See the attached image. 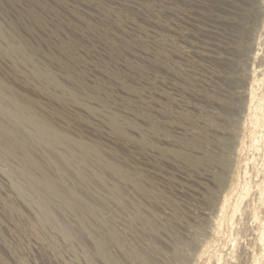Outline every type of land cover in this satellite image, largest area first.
<instances>
[{
    "label": "rangeland",
    "instance_id": "obj_1",
    "mask_svg": "<svg viewBox=\"0 0 264 264\" xmlns=\"http://www.w3.org/2000/svg\"><path fill=\"white\" fill-rule=\"evenodd\" d=\"M263 5L0 0V101L9 109L0 107L14 112L10 96L23 100L24 115L63 141H26L33 124L14 129L0 114V264H184L213 191L230 179L225 214L196 261L221 264L247 203L264 217V141L254 147L264 124ZM249 70L263 74L239 126Z\"/></svg>",
    "mask_w": 264,
    "mask_h": 264
},
{
    "label": "bare ground",
    "instance_id": "obj_2",
    "mask_svg": "<svg viewBox=\"0 0 264 264\" xmlns=\"http://www.w3.org/2000/svg\"><path fill=\"white\" fill-rule=\"evenodd\" d=\"M264 6V5H263ZM263 10H264V8H263ZM262 10V11H263ZM264 13V12H263ZM262 13V14H263ZM164 39V38H163ZM163 42H165V41H168L167 39H164V40H162ZM13 45V44H12ZM255 45H257V44H255ZM10 47V46H9ZM14 47H15V45H14ZM18 47V46H17ZM50 48H52V47H50ZM19 49V48H18ZM54 49V48H53ZM50 50V49H49ZM48 50V51H49ZM165 49H163V50H159V55L162 57V58H164L165 56H166V50L164 51ZM16 51V50H15ZM254 51H255V48H254ZM17 52V51H16ZM51 52V51H50ZM52 54V53H51ZM20 55V54H19ZM253 55L255 56V55H257V53L256 52H253ZM51 56H53V55H51ZM54 57V56H53ZM56 57V56H55ZM167 57H168V55H167ZM26 59V58H25ZM28 60H29V58H27ZM27 60V61H28ZM31 60V59H30ZM156 61H157V59H156ZM162 61V60H161ZM163 61H165V60H163ZM25 62V61H24ZM31 62H32V60H31ZM62 63V62H61ZM165 63V62H164ZM28 64V63H27ZM165 66H167V64L165 65ZM175 66H178V65H175ZM63 67V66H62ZM172 67V66H171ZM170 67V68H171ZM179 68V70H181V66H179L178 67ZM175 69V68H174ZM234 70V69H233ZM175 71H176V69H175ZM209 71H212V69L211 70H209ZM220 71V70H219ZM222 71V70H221ZM231 71V70H230ZM214 72H218V71H215L214 70ZM225 72V71H224ZM223 72V73H224ZM229 72V71H228ZM231 72H233V71H231ZM249 72V74H248V78H247V82H246V78L244 79L243 77H242V75L240 76L241 78L239 79V80H241L242 78L245 80V85H244V87L242 88V92L240 93V97H242V103L240 102V105L238 104V102H237V105H239V106H237V107H239L238 108V110H237V114H235V115H237V117H238V119L236 120V123L239 125V126H242L244 123H245V118H244V116H245V113H246V111L248 110V109H250V107H251V103L257 98V94H256V87L257 86H259V84H260V81H261V78H260V75H262L263 74V72L262 71H260V73H262V74H260L259 75V77H258V73H257V75H255V72H254V74L252 75V71L251 70H249L248 71ZM204 73V72H203ZM211 73V72H210ZM227 73V72H226ZM230 73V72H229ZM239 73V72H238ZM237 73V74H238ZM242 73H244V72H242ZM202 74V73H201ZM208 74V73H207ZM219 76L221 75L220 73L218 74ZM217 75V76H218ZM225 75V74H224ZM231 75V74H230ZM229 75V76H230ZM233 76H234V74H232ZM244 75V74H243ZM223 76V75H222ZM226 76H228V73H227V75ZM236 76H238V75H236ZM205 77V76H204ZM210 77V76H209ZM215 77V76H214ZM213 77V78H214ZM224 77V76H223ZM235 77V76H234ZM239 77V76H238ZM225 78V77H224ZM235 78H237V77H235ZM210 79V78H209ZM228 79V78H227ZM233 79V78H232ZM231 79V80H232ZM205 80V79H204ZM230 80V81H231ZM238 80V79H237ZM237 80H235V82L237 81ZM54 81V80H53ZM220 81V80H219ZM226 81V80H225ZM4 82V81H3ZM200 82L201 83H203V79L201 78L200 79ZM212 82V81H211ZM237 82H239V81H237ZM2 83V82H1ZM205 83H207V82H205ZM213 83V82H212ZM212 83H210V85L212 84ZM215 83V82H214ZM220 83H221V81H220ZM243 83V82H242ZM208 84V83H207ZM3 85V84H2ZM203 85V84H202ZM209 85V84H208ZM209 85V86H210ZM213 85V84H212ZM215 85V84H214ZM221 85H222V83H221ZM231 85V84H230ZM235 85V87H236V85L237 84H234ZM241 87V86H240ZM204 88V87H203ZM206 88V87H205ZM221 88H223L222 86H221ZM231 88V87H230ZM239 88V87H238ZM6 89V88H5ZM207 89V88H206ZM218 89V88H217ZM260 89V88H259ZM1 90H3V88H2V86H0V91ZM10 90V89H9ZM224 90V89H223ZM226 90V89H225ZM240 90V89H239ZM207 91H209V90H207ZM212 91V90H211ZM218 91V90H217ZM220 92H221V89L219 90ZM5 92V91H4ZM4 92H3V94H4ZM210 92V91H209ZM225 92V91H224ZM228 92V91H227ZM236 92V91H235ZM217 93V92H216ZM222 93V92H221ZM6 94V93H5ZM4 94V95H5ZM8 94V93H7ZM10 94V93H9ZM8 94V96H10ZM13 94V93H12ZM209 94V93H208ZM213 94H215V93H213ZM212 94V95H213ZM225 94V93H224ZM226 95V94H225ZM224 95V96H225ZM229 95V94H228ZM234 95H236V94H234ZM8 96H5V97H8ZM237 96H239V95H237ZM236 96V97H237ZM1 97V96H0ZM11 98H10V103H12V105L14 106V112H11V110H4L3 108H1V107H3V106H1L0 107V114L2 115V116H4L5 118H8L9 120H10V122H11V125L13 126V128L15 129V128H17L18 127V125L20 126V127H22V125L20 124V123H30V124H33V131L32 132H25V133H22L23 132V129H21L22 130V132H20V133H22L23 134V137H25L24 138V140L26 139V138H31V137H37V138H39V139H42L43 141H42V143H47V145H50V146H54V145H57V144H60V143H62L63 141H62V139H61V136H58V133L56 134V133H54L53 131H51V130H49L48 128H46L45 127V125L43 124V123H36L35 122V120H33L34 118H31V116L30 117H28V116H26L28 113H26L25 115H24V113L22 112L23 110L25 111L26 109H24L25 107H23L21 104H22V101L20 100V102H21V104H20V102H19V100L16 98V97H13V96H10ZM235 97V96H234ZM3 98V97H2ZM1 98V99H2ZM9 98V97H8ZM239 98V97H238ZM217 99H220L219 98V96H218V98ZM231 99V98H230ZM221 100V99H220ZM234 100V99H233ZM233 100H231V101H233ZM241 100V99H240ZM239 100V101H240ZM1 101H4V99L3 100H1ZM1 101H0V103H1ZM227 101V100H226ZM218 102V101H217ZM223 102H225V101H223ZM223 102H222V105H223ZM9 103V104H10ZM226 103V102H225ZM228 103V102H227ZM227 103H226V106H227ZM25 104V103H24ZM23 104V105H24ZM220 104V103H219ZM234 104H235V102H234ZM1 105H6V106H8V104H2L1 103ZM26 105V104H25ZM28 105V104H27ZM225 105V104H224ZM29 106V105H28ZM27 106V107H28ZM225 106V107H226ZM234 106V105H233ZM5 107V106H4ZM30 107V106H29ZM215 107V106H214ZM218 107V106H217ZM10 108H11V106H10ZM8 109H9V106H8ZM230 109V108H229ZM28 110V109H27ZM30 110V109H29ZM214 110V109H213ZM219 110V109H218ZM221 110V109H220ZM219 110V111H220ZM223 110V109H222ZM10 111V112H9ZM210 111V110H209ZM218 111V112H219ZM25 112H27V111H25ZM30 113H33V111L32 112H30ZM29 113V114H30ZM213 113H214V111H213ZM234 113V112H233ZM219 114V113H218ZM217 114V115H218ZM211 115V114H210ZM222 115V114H221ZM1 116V117H2ZM33 116V115H32ZM114 116V115H113ZM209 116V115H208ZM219 116H220V114H219ZM228 116V115H227ZM229 116H231V115H229ZM263 116H264V114H263ZM0 117V118H1ZM37 117V116H36ZM111 118H112V116H110ZM114 117H116V116H114ZM211 117V116H210ZM220 117H222V116H220ZM39 118V117H38ZM37 118V119H38ZM208 117L206 116V119H207ZM216 118H218V116L216 117ZM224 118V117H223ZM222 118V119H223ZM229 118V117H228ZM4 119V118H3ZM206 119L204 120V121H206ZM215 119V118H214ZM213 119V120H214ZM226 119V118H225ZM5 120V119H4ZM8 120V121H9ZM113 120L115 121V119L113 118ZM117 120V119H116ZM208 120V119H207ZM210 120H211V118H210ZM230 120V119H229ZM217 121V120H216ZM216 121H214V123H213V125L215 124V122ZM234 121V120H233ZM233 121H231V122H233ZM2 122V121H1ZM43 122H44V120H43ZM235 122V121H234ZM233 122V123H234ZM46 123V122H45ZM209 123H210V121H209ZM232 123V124H233ZM3 124H5V123H3ZM48 124V123H47ZM235 124V123H234ZM233 124V125H234ZM207 125V124H206ZM218 126L220 125V124H217ZM222 125V124H221ZM221 125L219 126V127H221ZM224 125V124H223ZM222 125V126H223ZM236 125V124H235ZM234 125V126H235ZM7 126H9V125H7ZM11 126V127H12ZM198 127L199 126H201V125H197ZM5 127V126H4ZM20 127H18V128H20ZM25 127H26V124H25ZM51 126L49 125V128H50ZM206 127H208V125L206 126ZM216 127V126H215ZM224 128H225V126H223ZM231 127H233V126H231ZM230 127V128H231ZM236 127H238L237 125H236ZM9 128V127H8ZM1 129V132L6 136V138H9V139H15L16 138V133H15V130H13V129ZM197 128V127H196ZM30 129V128H29ZM50 129H52V128H50ZM53 129H55V128H53ZM214 129V128H213ZM218 129V128H217ZM216 129V131H218ZM221 129V128H220ZM227 129V128H226ZM225 129V130H226ZM240 131H241V129L240 128H238ZM215 130V129H214ZM225 130H224V133H225ZM230 131H231V129H229ZM233 130V129H232ZM239 130H237L236 132H239V133H241ZM197 131H198V128H197ZM18 132H19V130H18ZM222 132H223V130H222ZM227 132V131H226ZM232 132V131H231ZM234 133V132H233ZM239 133H236L234 136L235 137H238V135H239ZM3 134H1V135H3ZM194 135H196V134H194ZM202 135H204V134H202ZM233 135V134H232ZM241 135V134H240ZM251 135H252V131H251ZM62 136H64V135H62ZM196 136H198V135H196ZM206 136V135H205ZM218 137H220L219 135H217ZM227 136V135H226ZM195 137V136H194ZM222 137V136H221ZM240 137V136H239ZM22 137H20V139H21ZM65 138H67V137H65ZM198 138V137H197ZM208 138H209V136H208ZM228 138V137H227ZM204 139V138H203ZM210 139V138H209ZM235 138H233V139H231V140H234ZM240 139V138H239ZM22 140V139H21ZM31 140V139H30ZM36 140V139H35ZM34 140V141H35ZM64 140V139H63ZM237 140V139H236ZM235 140V141H236ZM251 140H253V139H251ZM26 141H27V139H26ZM62 141V142H61ZM67 140H65L64 142H66ZM69 141V140H68ZM70 141H71V139H70ZM69 141V142H70ZM195 141V140H194ZM208 141V140H207ZM210 141V140H209ZM224 141V140H223ZM223 141H221V142H223ZM226 141V140H225ZM224 141V142H225ZM237 141H239V140H237ZM262 141H264V124L262 125V127H261V129L259 130V134H258V137H257V139H256V142H255V145H254V147H257V146H259V144L262 142ZM29 142V141H28ZM60 142V143H59ZM220 142V143H221ZM252 142V141H251ZM41 143V144H42ZM45 143V144H46ZM73 143H75L74 141H73ZM72 142L70 143V144H73ZM198 143V142H197ZM204 143V142H203ZM202 143V144H203ZM217 143V142H216ZM226 143V142H225ZM37 144V143H36ZM40 144V143H39ZM38 144V145H39ZM66 144H67V142H66ZM69 144V143H68ZM76 144V143H75ZM74 144V145H75ZM78 144V143H77ZM76 144V145H77ZM81 144V143H80ZM199 144V143H198ZM205 144V143H204ZM218 144V143H217ZM49 146V147H50ZM61 146V145H60ZM73 145H71L70 146V148L72 147ZM205 146V148H206V144L204 145ZM209 146V145H208ZM208 146H207V148H208ZM219 146V145H218ZM228 146V145H227ZM233 146V145H232ZM45 147V146H44ZM63 146H61V148H62ZM78 147V146H77ZM82 147V146H81ZM222 147V146H221ZM262 147V146H261ZM41 148H43L42 146H41ZM79 148V147H78ZM189 148H190V145H189ZM189 148H188V152H190L189 151ZM197 148V147H196ZM206 148V149H207ZM213 148V147H212ZM219 148V147H218ZM44 149H46V148H44ZM57 150L59 149V148H56ZM69 149V148H68ZM68 149H67V151H68ZM84 149H85V147H84ZM87 149V148H86ZM191 149H192V147H191ZM199 149V148H198ZM201 149V148H200ZM222 149V148H221ZM226 149V148H225ZM233 149H234V151H233V153L234 152H236V149H237V144L236 145H234L233 146ZM10 150V149H9ZM55 150V149H54ZM70 150V149H69ZM72 150V149H71ZM76 150V149H75ZM81 150V149H80ZM47 151V150H46ZM65 151V150H64ZM63 151V152H64ZM66 151V152H67ZM78 151H79V149H78ZM82 151H83V149H82ZM87 150H85V152H86ZM10 152V151H9ZM57 152V151H56ZM56 152H54V153H56ZM69 152V151H68ZM71 152H73V151H71ZM76 152V151H75ZM87 152H90V151H87ZM93 152V151H92ZM92 152H90L91 154H92ZM200 152V151H199ZM203 152V151H202ZM208 152V151H207ZM215 152V154H216V151H213V153ZM226 152V151H225ZM45 153H47V152H45ZM58 153V152H57ZM70 153V152H69ZM81 153V152H80ZM84 153V152H83ZM192 153V152H191ZM220 153V152H219ZM228 153V152H227ZM262 153V152H261ZM53 154V153H52ZM59 154V153H58ZM68 154V153H67ZM66 154V155H67ZM71 154V153H70ZM76 154H77V152H76ZM79 154V153H78ZM89 154V153H88ZM188 154V153H187ZM207 154V153H206ZM224 154V153H223ZM232 154V153H231ZM46 155H48V154H46ZM73 155V154H72ZM80 155V154H79ZM83 155V154H82ZM219 155V154H218ZM217 155V156H218ZM225 155V154H224ZM230 155V154H229ZM49 156V155H48ZM86 156H88V155H86ZM197 156V155H196ZM213 156V155H212ZM216 156V155H215ZM216 156V157H217ZM222 156V155H221ZM227 156V155H226ZM235 157H236V155H234ZM52 156L50 155V158H51ZM73 157H75V156H73ZM80 157H82L81 155H80ZM79 157V158H80ZM89 157V156H88ZM203 157V156H202ZM211 157V156H210ZM220 157V156H219ZM232 157V156H231ZM58 158V157H57ZM61 158V157H60ZM59 158V159H60ZM83 158V157H82ZM82 158H80V159H82ZM85 158V157H84ZM196 158V157H195ZM199 158V157H198ZM197 158V159H198ZM212 158V157H211ZM215 158V157H214ZM218 158V157H217ZM227 158V157H226ZM49 159V158H48ZM80 159H79V161H80ZM86 159H87V157H86ZM89 159H90V157H89ZM89 159H87V160H89ZM202 159H204V158H202ZM201 159V160H202ZM220 159V158H219ZM229 159V158H228ZM233 159H235V158H233ZM77 160V159H76ZM83 160V159H82ZM186 160V159H185ZM52 161H53V159H52ZM62 161V160H61ZM78 161V160H77ZM85 161V160H84ZM95 161V160H94ZM98 161V160H97ZM230 161V160H229ZM228 161V162H229ZM50 162V161H49ZM53 162H55V160L53 161ZM52 162V163H53ZM64 162V161H63ZM225 162H227V161H225ZM233 162V161H232ZM52 163H50V164H52ZM66 163V162H65ZM82 163V162H81ZM92 164L94 163L93 161L91 162ZM97 163V162H96ZM100 163V162H99ZM221 163H223V162H221ZM67 164V163H66ZM217 164V163H216ZM230 164H231V162H230ZM64 165V164H63ZM94 165V164H93ZM100 165V164H99ZM187 165V164H186ZM205 166H206V164H204ZM215 165V164H214ZM233 165V164H232ZM65 166H67V165H65ZM188 166H190V165H188ZM220 167L222 166V165H219ZM228 166V165H227ZM96 167V166H95ZM206 167H208V166H206ZM233 167V166H232ZM71 168V167H70ZM108 168V167H107ZM110 168V167H109ZM213 168V167H212ZM231 168V167H230ZM68 169V168H67ZM207 169V168H206ZM72 170H73V172H75L74 170L75 169H73L72 168ZM189 170H192L191 168L189 169ZM196 170V169H195ZM222 170V169H221ZM223 171H224V169H223ZM230 172V171H229ZM95 173V172H94ZM219 173H220V171H219ZM224 173V172H223ZM227 173V172H226ZM219 175V174H218ZM98 176V175H97ZM101 176V175H100ZM99 176V177H100ZM224 176V175H223ZM226 176V175H225ZM224 176V178H226ZM219 177H220V175H219ZM229 178V177H228ZM101 179V178H100ZM222 180H223V178H222ZM227 180V179H226ZM229 181H230V179H228L227 181H226V183H222V185H220V191H218L217 189H215L213 192H215V195H216V193L218 192L219 194L218 195H216V200H215V204L213 205L214 206V208H212L211 210H210V212H208L207 213V217H206V226H205V228H204V226H203V228H204V231H203V234H202V236H203V238H201V236H200V240L197 242V244L195 245V246H192V249H191V252H190V254H189V256H188V259L187 260H185V262H184V264H196V261H197V257L199 256V254H200V252L204 249V247L206 246V244H207V242H208V240H209V237H210V234L215 230V227L216 226H218V222L220 221V219H221V217L225 214V210H226V208H225V205H226V200L225 199H223V196H224V193H225V191H226V189H227V186H228V184H229ZM216 182V181H215ZM225 182V181H224ZM217 184H218V182H217ZM216 188H217V186H215ZM260 195H261V204H263V200H264V187H261V191H260ZM209 196V195H208ZM203 197H205L204 195H203ZM212 197V196H211ZM207 198V197H206ZM208 199H210V198H208ZM210 202V201H209ZM211 203V202H210ZM213 204V203H212ZM262 213V212H261ZM263 216V215H262ZM261 215H260V213H255V212H253V210H252V208H251V206H250V203L248 202L247 203V207L245 208V209H243L242 211H241V213L239 214V216H238V218H236L235 219V221L233 222V227L235 228V232H234V234H233V236H232V239H231V245H232V248L231 249H229L230 251L225 255L224 254V256H221L220 258H219V261H222V262H220L221 264H264V223H263V219H264V217H262ZM250 219H253V221H255L256 222V224L253 226L252 224H254V223H248V222H251V221H249ZM205 225V224H204ZM234 231V230H233ZM201 235V234H200ZM231 245H229V246H231ZM228 246V247H229ZM174 247H178V245H174ZM227 247V248H228ZM225 253H226V250H225ZM164 254H166V253H164ZM168 254V253H167ZM24 258V257H23Z\"/></svg>",
    "mask_w": 264,
    "mask_h": 264
}]
</instances>
